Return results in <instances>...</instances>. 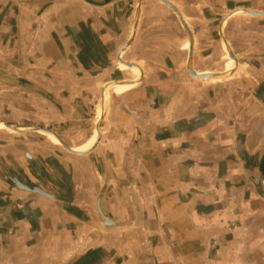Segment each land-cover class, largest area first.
Wrapping results in <instances>:
<instances>
[{
  "label": "crops",
  "instance_id": "1",
  "mask_svg": "<svg viewBox=\"0 0 264 264\" xmlns=\"http://www.w3.org/2000/svg\"><path fill=\"white\" fill-rule=\"evenodd\" d=\"M138 1L0 0V121L24 131H0V264H264V17L228 18L237 64L195 79L170 8L141 0L132 36ZM165 1L196 73L229 69L228 12H264ZM110 83L136 85L85 154L34 132L88 142Z\"/></svg>",
  "mask_w": 264,
  "mask_h": 264
},
{
  "label": "water",
  "instance_id": "2",
  "mask_svg": "<svg viewBox=\"0 0 264 264\" xmlns=\"http://www.w3.org/2000/svg\"><path fill=\"white\" fill-rule=\"evenodd\" d=\"M160 3H162L163 5H165V6H167L168 8H170L174 13H175V15H176V17H177V19H178V21L180 22V24L182 25V27L184 28V30L186 31V34L188 35V38H189V42H190V50H189V52H188V61H187V72H188V74L191 76V77H193V78H195V79H222V78H225V77H228L229 75H230V73L232 72H229V73H214V74H211V75H208V76H198L197 74H196V72L193 70V68H192V48H193V41H192V38H191V36H190V32H189V30L186 28V26H185V24H184V21H183V19H182V17H181V15H180V13L178 12V10L173 6V5H171L170 3H168L167 1H165V0H158ZM140 2H141V0H139L138 1V4H137V7H136V12H135V20H134V24H133V31H132V36L134 35V33H135V31H136V27H137V22H138V14H139V9H140ZM234 12V13H233ZM229 13H231V14H229ZM235 14H245V15H251V16H257V17H264V12H257V11H246V10H237V11H231V12H228L226 15H225V17H224V19H228V18H230L231 16H233V15H235ZM229 15V16H228ZM224 19L222 20V22H221V24L219 25V29H218V33H219V37H220V43H221V46H222V48H223V46H224V48L223 49H225V51H226V53L228 52V56L230 57V58H232L233 60H234V62H235V64H237V60H236V58L234 57V55L232 54V51L230 50V48H229V46H228V44H227V42H226V40H225V38H224V34H223V21H224ZM225 20V21H226ZM130 44V42H128L127 43V45H126V47H125V49L128 47V45ZM118 61V60H117ZM129 68H131V66L129 67ZM139 81V80H138ZM112 84L110 83V84H107L103 89H102V91L103 90H105V88L108 86L109 88H111L112 86H111ZM110 96V95H109ZM110 98V97H109ZM109 98H108V105H106V107L104 108V110H103V112H102V118L101 119H99V121H98V124H97V127H96V129L98 130V141L100 140V135H101V131H102V128H103V124H104V122H105V119H106V115H107V113H108V109H109ZM103 109V108H102ZM1 122V121H0ZM8 129H12V133H18V134H22V133H24V131L23 130H20V129H16V128H13V127H11L10 125H8V124H6V123H4V122H2ZM14 131V132H13ZM35 131H37V132H39V131H46V132H49V133H51V134H53L57 139H58V141H59V143H60V147L64 150V151H66V152H68V153H70V154H73V155H83V154H85V153H76V152H73L72 150L73 149H71V148H69L66 144H64V142L62 141V139L58 136V135H56L54 132H52V131H50V130H40V129H37V130H34V132ZM19 188V187H18ZM20 189H23V190H25V191H30L31 192V190H29V189H25V188H20ZM40 189H33L32 190V192L33 193H37V194H40V195H42V196H44V197H48L49 198V196L48 195H46V193H43L41 190L39 191Z\"/></svg>",
  "mask_w": 264,
  "mask_h": 264
},
{
  "label": "bare ground",
  "instance_id": "3",
  "mask_svg": "<svg viewBox=\"0 0 264 264\" xmlns=\"http://www.w3.org/2000/svg\"><path fill=\"white\" fill-rule=\"evenodd\" d=\"M172 5V4H171ZM247 11V10H246ZM234 13V12H233ZM229 14H231V13H229ZM229 16V15H228ZM225 20L226 19H224V21H223V24L225 23ZM188 42H189V39H188ZM186 45V49H188L189 48V45H190V42L189 43H186L185 44ZM223 48H224V46H223ZM190 50V49H189ZM124 52V51H123ZM123 52H122V54H123ZM223 53L226 55V57L227 58H230L229 56H228V52L226 53V51H225V49H223ZM232 64L234 65L235 64V62H234V60L232 59V58H230V60H229V69L226 71V73H229V71H231L232 70ZM121 65V67H122V69L123 70H126V71H131V73H134L136 76H138V74H139V72L137 71V69H135L134 67L132 68V66H131V68H129L130 66H128V65H124V64H120ZM227 69V68H226ZM196 72V71H195ZM198 76H208V75H211V74H209V73H207V72H203V73H196ZM112 85V87L111 88H109L108 86L106 87V93L105 94H102L101 95V107H100V116H99V119H101L102 118V112H103V110H104V108L106 107V105H108V98L110 97L109 95H110V90L113 88V87H115V88H118V90H123V89H130V87L132 86V87H134V85H136V83H132L131 85H121V84H116V83H111ZM103 108V109H102ZM97 124H98V122H97ZM6 129L7 131H10V132H12V129L10 130V129H8L3 123H0V129ZM98 129V128H97ZM97 129H95V132L93 133L94 135L88 140V142H86V143H84V144H82V145H79L78 147H76V148H74L72 151L73 152H76V153H86V151H89L92 147H93V145H94V143L95 142H98V130ZM14 132V131H13ZM38 133H40V134H42L46 139H48L49 141H55L59 146H61L60 145V143H59V141H58V139L53 135V134H51V133H49V132H46V131H39ZM105 223H107V224H109V221H108V219H106L105 220V222H104V224Z\"/></svg>",
  "mask_w": 264,
  "mask_h": 264
},
{
  "label": "rangeland",
  "instance_id": "4",
  "mask_svg": "<svg viewBox=\"0 0 264 264\" xmlns=\"http://www.w3.org/2000/svg\"><path fill=\"white\" fill-rule=\"evenodd\" d=\"M183 19V18H182ZM183 21H185L184 19H183ZM186 43H189L188 42V38H187V40H186V42H185V44ZM184 47H185V49H186V45H184ZM189 49H190V45H189V48L188 49H186L187 50V52H189ZM124 51V50H123ZM123 51H121L120 52V54L118 55V62L120 63V64H124L125 66L126 65H128V64H125V61L121 58L122 56H121V53L123 52ZM188 54V53H187ZM223 55H224V57L229 61L230 60V58H227L226 57V55L223 53ZM121 58V59H120ZM222 58V57H221ZM220 63L222 64V61L220 60ZM229 63V62H228ZM220 69V68H219ZM218 69V70H219ZM140 76V74H138V77ZM225 83H227V82H225ZM128 85V84H127ZM131 85V84H130ZM105 86H103V88H104ZM132 88V86L130 87V89ZM113 89H118V88H115V87H113ZM123 90H128V89H123ZM106 93V88H105V90H103L102 91V94H105ZM0 123H2V122H0ZM0 131H6V132H9L10 133V131H7L5 128L4 129H0ZM39 135H41V136H43L42 134H40L39 133ZM44 137V136H43ZM52 143L54 144V145H56V146H59L55 141H52ZM60 147V146H59ZM51 261H47V263L46 264H51L50 263ZM58 262H60V261H56V260H54V261H52V264H62V262H60V263H58ZM43 264H45V263H43Z\"/></svg>",
  "mask_w": 264,
  "mask_h": 264
}]
</instances>
